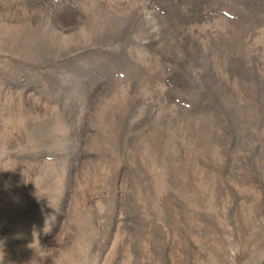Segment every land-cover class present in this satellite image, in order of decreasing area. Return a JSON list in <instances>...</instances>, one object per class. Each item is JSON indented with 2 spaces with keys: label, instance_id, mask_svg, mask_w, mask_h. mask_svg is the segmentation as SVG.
Instances as JSON below:
<instances>
[{
  "label": "rangeland",
  "instance_id": "1",
  "mask_svg": "<svg viewBox=\"0 0 264 264\" xmlns=\"http://www.w3.org/2000/svg\"><path fill=\"white\" fill-rule=\"evenodd\" d=\"M0 264H264V0H0Z\"/></svg>",
  "mask_w": 264,
  "mask_h": 264
}]
</instances>
